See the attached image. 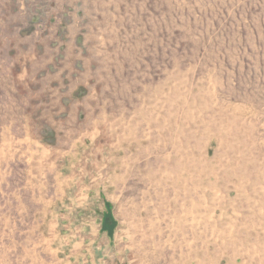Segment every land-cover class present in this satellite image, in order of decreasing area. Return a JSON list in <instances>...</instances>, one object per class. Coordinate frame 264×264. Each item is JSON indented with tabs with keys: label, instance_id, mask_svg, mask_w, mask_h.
Segmentation results:
<instances>
[{
	"label": "rangeland",
	"instance_id": "374dc122",
	"mask_svg": "<svg viewBox=\"0 0 264 264\" xmlns=\"http://www.w3.org/2000/svg\"><path fill=\"white\" fill-rule=\"evenodd\" d=\"M72 260L264 264V0H0V264Z\"/></svg>",
	"mask_w": 264,
	"mask_h": 264
},
{
	"label": "crops",
	"instance_id": "0c3cea01",
	"mask_svg": "<svg viewBox=\"0 0 264 264\" xmlns=\"http://www.w3.org/2000/svg\"><path fill=\"white\" fill-rule=\"evenodd\" d=\"M112 216L109 215V218H111ZM76 239V240H75ZM75 239H74V242L76 244H73L72 246V253H71V256L74 257V255L76 256V260L77 258L81 257V249L82 248H85V245L83 244V242H85L87 239L91 240L92 242V248H93V251H94V256L96 257V253L97 251H101V249L104 247V249L107 251V250H110L108 248H111L112 246L114 247L115 243L116 242V236H115V233L114 234H106V233H98V234H93L92 236H84V235H79V236H76L75 235ZM62 240L65 241V236H62ZM67 240H69V237H67ZM114 244V245H113ZM104 250V251H105ZM111 251V250H110ZM73 253H75L73 255ZM66 257H69L66 255ZM103 258V256H102ZM75 260H72L71 263H78L77 261Z\"/></svg>",
	"mask_w": 264,
	"mask_h": 264
}]
</instances>
